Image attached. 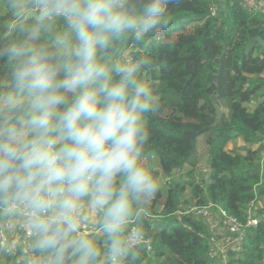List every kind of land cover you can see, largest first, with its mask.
<instances>
[{
    "label": "clouds",
    "instance_id": "1",
    "mask_svg": "<svg viewBox=\"0 0 264 264\" xmlns=\"http://www.w3.org/2000/svg\"><path fill=\"white\" fill-rule=\"evenodd\" d=\"M175 2L0 0V264H142Z\"/></svg>",
    "mask_w": 264,
    "mask_h": 264
},
{
    "label": "trees",
    "instance_id": "2",
    "mask_svg": "<svg viewBox=\"0 0 264 264\" xmlns=\"http://www.w3.org/2000/svg\"><path fill=\"white\" fill-rule=\"evenodd\" d=\"M168 18L169 28L152 38L150 79L161 110L149 117L146 145L148 162H157L154 174L165 176L168 186L162 210L149 205L145 228L152 251L143 249L142 264H210L207 228L190 214L176 213L184 208L182 183L172 173L195 166L197 136L207 133L208 179L190 182L197 204L213 203L243 220L250 202H264V44L255 40H264V16L237 0H176ZM236 137L244 151L226 150ZM255 209L260 214L264 206ZM229 264H264L263 218L247 230L245 249Z\"/></svg>",
    "mask_w": 264,
    "mask_h": 264
},
{
    "label": "built area",
    "instance_id": "3",
    "mask_svg": "<svg viewBox=\"0 0 264 264\" xmlns=\"http://www.w3.org/2000/svg\"><path fill=\"white\" fill-rule=\"evenodd\" d=\"M241 6L248 12L260 11L261 5H264V0H237ZM209 10L211 15L217 12V6L214 2L210 3ZM264 14V11H263ZM264 155V152H263ZM255 202L252 201L248 204L245 217L243 220L234 215L227 213L221 206L213 203L206 205H193L184 210H178V214H190L195 218L201 220L207 228V257L210 264H229V258L226 255L228 248L236 250H244V238L248 228L257 227L258 223L263 218L264 226V213H258L255 209ZM215 215L218 216L222 230L219 234L212 229V224L215 222ZM209 229L211 232H209ZM225 237V238H224ZM148 243L144 250L146 252L152 251V244L148 238Z\"/></svg>",
    "mask_w": 264,
    "mask_h": 264
},
{
    "label": "rangeland",
    "instance_id": "4",
    "mask_svg": "<svg viewBox=\"0 0 264 264\" xmlns=\"http://www.w3.org/2000/svg\"><path fill=\"white\" fill-rule=\"evenodd\" d=\"M247 106L249 107L250 110H252L255 106V103H247ZM219 110L222 109V107H218ZM198 134L197 136V158L195 161V166L193 168H190V166L185 165L181 170H174L172 173V176L175 178H179L180 183H182V193L180 196L181 199V207H184L181 210H184L188 207H191L193 205H198L197 204V200H198V196H195L193 191H192V187H191V180L194 179L195 181H201V180H205L207 181L208 179V173H209V168H208V156H207V150H206V145H205V139L207 136V133H201ZM252 147H256L255 144L252 145ZM225 149L228 151H232V150H237V151H244L245 149V143L243 141V139L241 137H236L230 141L227 142ZM152 167L153 169H157V162L155 160H153L152 162ZM192 169V173L191 175H188L187 172L188 170ZM162 177V186H161V190L159 191L158 195L156 196V198L150 202V206L152 209L155 210V212H160L162 210V204L164 201V196L162 194L163 189L167 188L168 184H164L166 177L165 176H161ZM168 179V178H167ZM263 198H261V200H256V202L254 204H256L255 208H257L258 210L260 208H262L264 206V202L262 200ZM264 213V211H262V214ZM208 228V226H207ZM212 229L217 232V234H219V231H225L221 229L220 226V221L218 216L215 215V222L212 224ZM251 229V228H248ZM247 229V230H248ZM209 232H211V230L209 229ZM225 233H227L225 231ZM247 233V231H246ZM246 236V235H245ZM225 238V237H224ZM244 249H245V238H244ZM242 254V250H236L234 248H228L226 255L229 258V262L231 260V257H239V255Z\"/></svg>",
    "mask_w": 264,
    "mask_h": 264
},
{
    "label": "water",
    "instance_id": "5",
    "mask_svg": "<svg viewBox=\"0 0 264 264\" xmlns=\"http://www.w3.org/2000/svg\"><path fill=\"white\" fill-rule=\"evenodd\" d=\"M255 40L258 41V42H260L262 45L264 44V40L261 39V38H259V37L255 38Z\"/></svg>",
    "mask_w": 264,
    "mask_h": 264
},
{
    "label": "crops",
    "instance_id": "6",
    "mask_svg": "<svg viewBox=\"0 0 264 264\" xmlns=\"http://www.w3.org/2000/svg\"><path fill=\"white\" fill-rule=\"evenodd\" d=\"M263 11H264V5L262 4L259 12L263 13ZM263 16H264V14H263Z\"/></svg>",
    "mask_w": 264,
    "mask_h": 264
}]
</instances>
